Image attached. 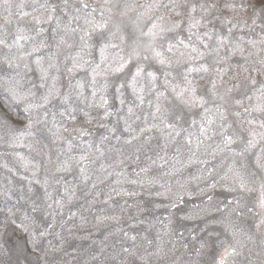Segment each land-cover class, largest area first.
<instances>
[{
    "label": "rangeland",
    "instance_id": "rangeland-1",
    "mask_svg": "<svg viewBox=\"0 0 264 264\" xmlns=\"http://www.w3.org/2000/svg\"><path fill=\"white\" fill-rule=\"evenodd\" d=\"M50 2L56 3L59 9H66L58 10L61 24L59 28L55 20L43 24L41 27L47 31L36 35L31 16L23 17V12L36 14L33 0H9L8 4L0 0V39L12 44L18 32L34 37V40L20 41L26 51H31L34 43L44 41L47 44L26 60L16 59L19 52L15 46L9 49L0 45V264H213L223 253L222 242H232L231 231L225 229V224L229 223L243 233L244 241L243 247L238 246L240 254L231 258V264H264V228L256 227L259 217L253 213L243 217L231 213L235 206L233 197L237 194L225 187L230 181L220 179L232 163V155L228 152L218 154L208 166L199 163L195 157L189 163L191 152L183 142V133L176 143H168L155 131L145 133L132 144L126 143L133 134L125 131L126 120L136 132L145 126L146 116L149 124L153 122L151 113L157 103L155 93L145 90L141 105L125 84L121 97L124 103L121 104L115 84L129 78L124 74L110 77L107 92L98 91L93 100L89 73L78 71L69 75L65 71V65L70 66L71 61H65L64 57L75 54L78 47H57L64 35L63 22L69 15L77 14L75 9L80 7L79 0H67V4L65 0ZM128 2L146 5L152 0ZM234 2L246 6L238 18L241 22L247 20V26L233 30L232 43L244 47L247 56L249 51H255L250 42L264 39V13L252 24L253 8L250 6L255 5L259 12L261 0ZM87 3L96 6L97 0H87ZM124 3L125 0H118L120 6ZM224 3L225 0H219L220 6ZM21 4L23 9L19 7ZM130 15L135 17L134 13ZM236 15L224 9L208 17L211 23L205 21L207 29H200L211 32L212 40L208 43L215 46L218 34L227 36V25L221 20ZM215 16L221 19H214ZM6 17L11 23L6 22ZM114 19L124 20L126 33L133 31L127 18L116 14ZM79 25H83L82 20ZM77 26L73 24V27ZM182 35L187 38V32ZM74 39L78 45L79 33ZM98 41L99 37L94 36L92 55L87 57L93 63H99L95 47ZM68 42L72 43V39ZM114 42L120 43L119 40ZM130 43L121 45L122 54L130 51ZM226 51L222 49L221 55ZM58 52L57 59L53 54ZM36 56L42 58L44 68L50 62L57 63L60 72L57 74L51 69L49 78L42 80L40 69L34 63ZM140 62L146 67L149 63ZM207 62L211 64L212 57H208ZM135 63L133 61L132 66ZM242 64L243 58L236 55L218 67L228 69L227 80ZM54 75H59L56 88L60 96L44 104L41 98L47 94ZM200 75L193 73L190 78L207 86V77L200 79ZM163 79L161 76V86ZM78 81L84 84L83 96L78 95ZM177 81L180 82L179 76ZM42 83L44 87H40ZM102 83L103 79L98 77L97 87ZM10 88H16L26 99H14ZM101 94L109 101L111 115L107 117L105 110L96 106ZM159 102L168 105L172 102L171 94H168V100L161 98ZM247 104L246 100L245 106ZM129 108L132 114H129ZM199 111L193 110L197 120L200 119ZM249 118L259 119L260 116L252 113ZM29 119L32 122L30 134L21 135ZM229 120L234 121L233 128L247 139L249 125L244 123V130L240 131L237 118L230 115ZM65 127L69 132H62ZM58 128L66 139L57 138ZM73 128H81L87 135L71 131ZM148 135L152 139L145 140ZM69 140L71 147L67 143ZM219 140L216 136L206 143L215 147ZM233 147L239 150L242 145L238 142ZM259 147L247 156L249 171L254 170L253 155L259 152ZM202 152L203 148L196 157L207 159ZM81 155H86L88 160L78 165L76 161ZM159 157H164V161ZM65 161L70 162L71 170L58 171ZM213 166L215 171L208 176L206 168ZM81 167L84 172L80 171ZM133 180L137 183L130 182ZM212 183H216L215 188L210 187ZM229 201L233 203L229 204Z\"/></svg>",
    "mask_w": 264,
    "mask_h": 264
},
{
    "label": "snow or ice",
    "instance_id": "snow-or-ice-1",
    "mask_svg": "<svg viewBox=\"0 0 264 264\" xmlns=\"http://www.w3.org/2000/svg\"><path fill=\"white\" fill-rule=\"evenodd\" d=\"M3 2L8 4L9 0H3ZM79 3L80 7L75 9L77 14L69 15L67 21L63 22L64 35L61 36L57 45L58 48L60 45H65L69 49L74 46L78 47L75 54L69 53L64 57L65 61H71L70 66L65 65V71L69 75L78 71L89 73L93 100L96 99L98 91L107 92L111 84L110 77L124 74H127L129 78L115 84V92L121 104L124 103L121 97L125 84L131 88L141 105L144 103L145 90L148 93H155L157 103L155 111L151 113L153 122L149 124L146 116L145 126L136 132L126 120L125 131L133 133L126 143L132 144L133 141H139L145 133L150 134L153 131L159 132L168 143H176L177 138L181 137L183 133V142L191 152L189 163L193 162L195 157L199 163L208 166L218 154L230 153L233 157L232 163L228 165L220 179L230 181L225 187L229 192L237 194L233 197L235 206L231 208V213H235L238 217L253 213L254 216L259 217L256 227L264 228V55H261L264 53V39L259 42L251 41V47L255 51H249L247 56L244 55V47L232 43L233 30L237 27L247 26V20L241 22L238 18L239 12L244 11L246 6L242 3L237 5L234 0H225L222 6H220L219 0H152L146 5H137L135 2L125 0L122 6L118 4V0H97L96 6L89 5L87 0H79ZM65 4H67V0H65ZM250 6L253 8L252 24H255L256 18L264 13V0H261L259 12L255 5ZM19 7L23 9L24 5L21 4ZM32 7L36 14L23 12V17L31 16L32 22L36 25V35L46 32L47 30L41 25L51 24L53 20L56 21L59 28L61 19L57 15L58 10L66 11V9H59V6L50 0H33ZM224 9L237 15L232 18L224 17L221 20L222 24L227 25L228 35L218 34L215 46H213L208 43L212 40L211 32L209 30L201 32L200 29L201 27L207 29V23H211L208 17L213 16L214 12ZM198 12L199 15H196ZM131 13L135 14L134 18L130 15ZM116 14L131 22L133 27L131 33H126L127 25L123 19L119 21L114 19ZM214 19H221V17L215 16ZM5 20L7 23H11L8 17ZM81 20L83 21L82 26L79 25ZM74 23L78 26L73 27ZM184 32H187V38L182 35ZM77 33H79L78 45L74 39ZM94 36L99 37V41L95 45L99 54V63H93L87 58L92 55ZM28 39L34 40V37L18 32L12 44H8L5 39H0V45L9 49L15 46L19 52L16 59L19 60H26L34 53H39L47 47L44 41H40L33 44L31 51H26L20 41ZM69 39H72V43L68 42ZM116 40H119L120 43H115ZM127 41H131L130 51L125 55L122 54L124 49L121 45ZM222 49H227L225 55H221ZM53 55L58 59L60 53ZM236 55L243 58L244 64L239 65V70L233 72V75L225 80L228 69H221L218 65L227 63ZM208 57H212L211 64L207 62ZM141 60L149 62L148 66L141 63ZM133 61L136 62L134 66H132ZM197 61L202 62L197 64ZM34 63L40 69L42 80L49 78L51 69H55L57 74L60 72L57 63L50 62L48 67L44 68L40 56H36ZM8 64L11 66L12 61L9 60ZM193 73L202 74L200 79L207 77V86H201L198 82H194L190 78ZM161 76L164 78L162 86L159 84ZM177 76L180 77V82L177 81ZM98 77L103 79L99 88L97 87ZM51 79L52 84L49 86L47 94L41 98L44 104L60 96L56 88L59 75H54ZM40 87H44V84L42 83ZM77 88L80 89L78 95L83 96L84 84L78 81ZM9 91L16 100L26 99L25 96L19 94L16 88H10ZM169 93L172 96V102H169L168 105L160 103L161 98L168 100ZM63 99H67V97H63ZM246 100L248 101L247 106H245ZM44 104L40 106L43 107ZM96 106L105 110V117L111 115L108 107L109 101L104 94L100 95L99 103ZM194 109L200 110L199 120L195 118ZM128 111L129 114H132L131 108ZM252 113L259 114L260 118H249ZM230 115L239 121L237 128L240 131L244 130V123L249 125L247 139H244L233 128L234 121L229 120ZM69 116L71 119H75L71 113ZM240 117H244V119L240 120ZM88 122L91 123V120ZM185 124L188 127H185ZM31 127L32 122L29 119V123L21 135L30 134L28 130ZM190 128L194 131H190ZM71 131L87 135V132L81 128H73ZM62 132H69V129L65 127ZM62 132L59 128L57 129L58 139H66ZM216 136H219L220 140L215 144V147L206 143ZM150 139H152L151 135L145 137V140ZM17 140H19L18 137ZM238 142L242 145L239 150L233 147ZM67 143L71 147V141L69 140ZM258 145L260 146L259 152L253 155L252 161L254 170L249 171L247 156L252 154ZM201 148H203L201 154L207 159L200 160L196 157V153ZM159 159L164 161V157H159ZM87 160L86 155H81L76 163L79 165ZM153 163L156 162L153 161ZM160 166L163 167V164ZM57 170L70 171V162H63ZM80 171L84 172V168L81 167ZM144 171L148 170L144 169ZM206 171L207 175L211 176L215 168L214 166L206 168ZM200 178L196 177L195 179ZM130 182L137 183L135 180ZM152 182L155 183L154 180ZM210 187L215 188L216 183H212ZM129 194L131 195V193ZM232 203L233 201H229V204ZM225 229L231 231L232 242H222L223 253L214 260L213 264H231V258L240 254L238 246L243 247L244 241L241 238L243 233L230 223L225 224ZM133 239L135 238L133 237Z\"/></svg>",
    "mask_w": 264,
    "mask_h": 264
}]
</instances>
